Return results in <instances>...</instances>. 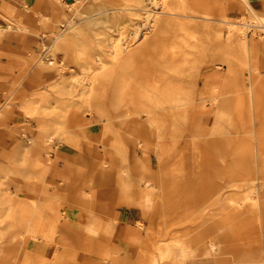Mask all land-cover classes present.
Masks as SVG:
<instances>
[{
    "label": "bare ground",
    "instance_id": "bare-ground-1",
    "mask_svg": "<svg viewBox=\"0 0 264 264\" xmlns=\"http://www.w3.org/2000/svg\"><path fill=\"white\" fill-rule=\"evenodd\" d=\"M16 1L24 8H29V3L25 0ZM224 1L110 0L111 3L103 6L102 11L97 15L104 19H118L120 24L116 28L117 37L107 38L104 45L91 41L87 34H84L85 29L82 26H76V22H70L69 27L61 31L55 40V48L62 51L67 60L59 62L54 67L62 74L57 72L61 75L51 86L52 93L49 90L43 99L48 102L49 96L54 94L56 110L49 112L48 108L44 107L40 111L27 103L22 106L26 115L37 116L35 128L30 130L25 127L23 130V137L27 140L20 144L36 153L33 155L34 158H28L30 154L24 155L22 161L29 160L38 164L47 160L50 163L52 159L44 158L43 151L49 155L52 153L51 150L57 149L61 143L78 147L79 138L71 132L70 119L88 118L94 113L103 118V122L106 123L105 128L110 127L111 121L116 118L136 121L139 116L143 115L147 121L156 125L159 134L163 131V122L168 118L173 121L174 131L179 126L175 124L176 121L186 123L192 116L199 122L197 115L202 110L206 111V107L200 104L197 107L193 102V97L198 77L203 72L211 70L214 60L210 58L217 57L227 64L230 73L236 76L234 68L236 48L240 46L245 54L251 53V44L246 41V35L248 37V33L251 32L250 24L242 23L241 25L247 26L248 29L242 31L237 27L238 23L227 20L222 8ZM242 1L249 7L253 18L260 24L259 26L264 28L263 15L250 7L249 0ZM46 2L48 4L39 16L47 25L58 23L62 16L67 15V9L71 10L69 5L62 4L60 0H46ZM6 5L5 1L2 10L8 15H4V24L0 23V28L4 26L8 29L20 30L19 25L24 24L16 19L14 14L16 12L11 6ZM78 10L79 8H76V11ZM0 15H2L1 10ZM195 19L210 23L206 25V32L211 40L207 44L205 41L199 43L200 57L190 65V74L189 72L184 74L183 68L188 63L187 49L191 44L188 24L190 20ZM241 31L243 41H239ZM193 46L198 48L197 45L191 47ZM51 54L48 68L39 64L33 71V77L51 73L53 68L50 66L56 63L55 57ZM70 56L76 58L73 66H69ZM246 63H248V56L244 64ZM176 68L181 69L180 74L177 73ZM174 73L179 74L177 78L173 76ZM236 77L237 80L241 78V76ZM248 80L252 93L254 86L260 81L256 70L251 69ZM230 81L231 79L224 77L220 71L212 70L204 82L208 85L211 82L225 84ZM214 83L210 84L212 85L210 99L217 104L222 100L220 99L222 95L217 93L219 86ZM19 94L20 91L16 92L17 96ZM13 98L16 100L17 97ZM14 100L6 105V109L11 108ZM227 105L229 103L223 100L221 105L217 106L215 125L210 134L239 133L247 126L244 118L238 121L237 117L229 119L227 124L220 125L222 120H227L225 112ZM49 115L53 116L51 122L48 121ZM1 116H4L2 111H0ZM200 131V125H197L196 133ZM54 135L58 136L57 141ZM199 136L201 135L199 134L192 141L194 159L190 166L185 164L183 154L177 159L169 160L172 149L158 145L156 153L159 167L158 180L145 175L146 163L139 159V167L142 171L138 174L137 184L138 188L143 187L140 190L142 196L137 198V201L133 200L126 179L120 177L117 186L121 193V200L132 201L143 210L145 215H148L157 209L155 192L158 191L161 193V202L171 200L172 204L173 198L184 200L187 197L190 199L192 196L199 197V195H204V197L209 195L210 198L220 195L223 187L220 185L216 187L217 179L227 177L229 186L247 181L253 183V176L256 173L252 169L253 164L250 165V163L252 159L255 161V159L263 158L264 154L258 152L254 154L253 150H248L250 145L245 140L233 146L228 139H225L224 143L228 149L222 152L219 147L218 149L212 148V146H220V140H209L207 144L209 148L206 149L198 141ZM86 138L88 139L87 146L91 149L93 143L88 136ZM112 146L116 147L114 139L104 141V149L107 151H110L107 147ZM120 160L122 165L126 163L125 157H120L118 161ZM224 162H226V168L222 169L221 164ZM103 167L106 165L104 164ZM64 177L67 176L64 175ZM191 182L192 184L189 185ZM82 197L90 202L93 195L91 192L82 193ZM16 209L23 213L29 208L20 203ZM88 229L92 232V228ZM154 236V234H148L144 242V246L152 250V262L165 259L170 252L168 245L160 246L156 240L153 242L151 239ZM213 246L215 245L211 244L212 248ZM156 251L157 254H155ZM194 253L192 248L181 247L177 256L184 260L193 256ZM142 259L145 261L144 254Z\"/></svg>",
    "mask_w": 264,
    "mask_h": 264
},
{
    "label": "rangeland",
    "instance_id": "rangeland-1",
    "mask_svg": "<svg viewBox=\"0 0 264 264\" xmlns=\"http://www.w3.org/2000/svg\"><path fill=\"white\" fill-rule=\"evenodd\" d=\"M62 4H67L70 6L71 10L67 9V15L62 16V19L55 25L50 31L45 29L40 31V35H36L37 41L32 42L31 48L26 52L25 68L21 72L24 80L22 83L26 82L33 77V71L38 67L39 64H43L44 67L48 68V64L51 61L50 54L55 57V65L50 66L53 68L51 73H44L42 75L35 76L36 80L31 81L30 84L26 87L24 94V99L31 102V106L38 108L40 111L42 108L47 107L49 112H53L56 109V96L50 95L49 101L46 102L45 94H48V91L52 93L51 86L56 83V78L60 77L62 74L58 69L54 68L59 62L66 61L67 58L62 51H58L55 48L56 36L63 30L69 27V23L76 22L77 25L82 26L84 34L86 33L88 38L94 43L104 45L107 38L117 37L116 28L120 24L118 19H104L97 15L102 11L103 6L109 5L110 0H60ZM76 8H79L76 11ZM222 8L227 20L238 23L237 27L240 30L247 31V26H242V23H248L249 29L251 30L246 35V41L249 44H258L264 50V28L260 27L258 21L253 18L249 7L246 6L242 0H225L223 2ZM97 17V18H96ZM11 23V22H10ZM63 23V26H61ZM210 24L204 20H190L189 21V31H190V46L187 49L188 54L186 58L188 59L187 65L183 68L184 74L189 72L190 74V65L194 63L200 57L199 43L206 42L209 43L208 33L206 32V25ZM246 25V24H245ZM224 26V25H223ZM20 33L22 34H32L29 33V29L25 25H19ZM239 34V41H243V34ZM15 32L14 29H8L7 27L0 28V39L7 37L9 33ZM38 34V33H36ZM248 38V39H247ZM192 45H197V47H191ZM236 57H235V73L236 76H241L239 80L242 83V87H245V98H241L239 103L234 104L232 107L231 103V81L223 84L224 88H218L217 93L222 95L220 102L214 104L210 99L212 95V85L209 83L205 85V79L213 71H220L224 77H228L230 80L232 74L229 71L227 64L223 63L217 57H211L214 62L211 64V70L208 72H203L201 76L197 79V84L195 86V94L193 97L194 104L204 105L206 111H201V114L211 115V120L194 122V118L191 116L190 120L186 123L182 121H176L175 124L179 125L177 130L174 131L173 121L171 118L166 119L163 122V131L161 134L158 133L156 125L147 121V119L142 115L139 116L136 121H131L128 119H114L110 123V127H106V123L103 122V118L95 114L90 117L70 119V124L73 125V132L79 138V146L76 147L74 151H83V146H87L88 139L86 138L88 130L92 129L94 132V137H92L93 145L96 149V169H90L89 174L94 173V178L96 179L95 183L100 185L102 184L103 176L110 175L112 185H116V182L120 177H124L129 188V192L132 195V198L135 199L136 193L140 196V190L143 187L138 188L139 185L130 182L135 177H138L136 173H140L142 170H134L135 164L139 165V159L143 160L146 163V168L144 173L147 177L157 178V173L159 169L152 170L150 167H147V162H157V149L158 145L168 147L172 149L171 159H177L181 154H186L185 160L193 162L194 153L192 147L193 139L199 134V142L204 148H209L207 146L209 140H220L222 136L223 139L235 138V141L245 140L249 143L248 150H255L254 142V125L252 121H248L252 118L251 114L253 113V107L251 105L250 96H248V87L250 82L248 80L250 76V71L256 70L261 81H263L264 74V56L253 57L250 56L251 53H244L242 48L238 46L236 48ZM246 56H244V55ZM248 54V55H247ZM254 54V52H253ZM248 56V63H245V59ZM209 59V60H210ZM76 60L72 56L69 57V66H73V62ZM177 73L181 72L180 68H176ZM179 70V71H178ZM46 71V70H45ZM47 72V71H46ZM57 72L61 73L58 74ZM69 74V72H66ZM179 74L174 73V77L177 78ZM230 74V75H229ZM20 77V75H19ZM217 85V84H216ZM20 87H23V84H19L17 81L12 90L15 93ZM11 90V91H12ZM219 91V92H218ZM242 92V91H241ZM6 91L1 93L3 97ZM244 97V95H243ZM224 100L228 102L229 105L225 107V112L227 113L226 119L222 120L220 124H227L229 119L233 117H243L247 121V126L240 133H229L224 135L221 132L214 135L210 134L212 128L214 127L215 118H216V108ZM232 107V108H231ZM231 108V110H229ZM193 111V110H192ZM191 111V112H192ZM26 115V114H25ZM229 116V117H228ZM27 122L25 121V126L30 130L35 128L36 125V115H26ZM53 119L52 115L48 116V121L51 122ZM181 124V125H180ZM200 125L201 131L196 133V126ZM209 130V131H208ZM21 131L20 135L24 136ZM53 132V131H52ZM55 141L58 140V136L54 135ZM176 138V139H175ZM114 139L116 141V147L112 146L107 147L108 155L104 157L103 154H100L104 148V141ZM23 142L27 140L23 137ZM141 142V144L139 143ZM145 145L147 147H145ZM213 149H216L217 146H212ZM205 149V150H206ZM228 149L224 146V150ZM219 150L223 151V148L219 146ZM15 156V155H14ZM21 155H16L17 157ZM120 157H125L126 163L122 165ZM170 162V161H169ZM260 162V164L258 163ZM104 164L106 167H103ZM254 166L261 165L260 169H256L255 176H253V183L241 182L229 186L224 180V187L222 192L225 194H230L228 197L230 200L227 202L218 203L216 199L202 201L203 196L195 197L186 200H172L161 202V193L155 192V202H157V209L144 216L138 225L144 231V234H154V240H157L160 246L168 245L170 252L165 259L157 260L152 262L153 253L152 250L148 247L142 245L138 247V255L142 258L144 254L145 262L147 264H168L169 261L172 264H230V261H222L223 259L231 258L226 255V253L235 252V250H228L226 247H241V243L247 242H263V231L260 229V224H258L259 216V201L253 200L256 198L258 193H263L264 190V175H263V165L264 162L262 157L252 159L250 165ZM141 166V165H140ZM23 168V165H21ZM133 167V168H131ZM127 170V172H126ZM262 171V172H261ZM7 169L5 167L0 168V199H3L2 195H7L8 180L6 175ZM16 172H21L16 170ZM259 175H257V173ZM106 175H103V174ZM192 182L189 184L191 185ZM6 201H0V205H6ZM219 204V205H218ZM257 219V220H256ZM249 222H253L249 224ZM211 244H214L213 248ZM235 244V245H231ZM181 247H188L194 250V255L190 256L184 260H181L177 254ZM224 247L225 249H223ZM212 248V249H211ZM244 252L245 250H240ZM254 252L255 250H250ZM248 252V251H246ZM157 254V251L156 253ZM242 262H237L239 264Z\"/></svg>",
    "mask_w": 264,
    "mask_h": 264
},
{
    "label": "crops",
    "instance_id": "crops-1",
    "mask_svg": "<svg viewBox=\"0 0 264 264\" xmlns=\"http://www.w3.org/2000/svg\"><path fill=\"white\" fill-rule=\"evenodd\" d=\"M5 1L6 6H11L16 12L14 13L16 19L28 27L29 33L32 34H22L19 30H15L4 39H0V111L4 114L0 117V168L5 167L6 174L8 173V192L7 195H2L3 199H0L7 202L6 205H0V264H147L139 257L138 247L142 245L143 248L148 234H144L138 222L148 215H145L143 210L132 201L121 200L118 181L116 185H112L109 174H103L106 177L103 176L102 184L95 183L94 171L89 174V170L96 169L97 165L95 156L97 151L94 145L91 149L89 146H83V151L76 152L74 151L76 147L61 143L57 149L51 150L52 153L49 155L42 152L44 158L52 159L50 163L47 160L38 164L29 160L22 161L24 155L30 154L28 158H34L33 155L36 153L29 151L26 146H20L24 143L20 133L25 130V121L27 122L22 106L25 103L31 105L30 100L24 99V94L28 84L36 80L34 77L22 83L25 79L21 75L25 68V54L31 48L32 42L37 41L36 35L39 36L41 30L45 29L48 32L57 23L44 24L39 16L48 4L46 0H25L29 3L28 9L16 0H0L1 24H4V15H8L2 10ZM249 5L264 17V0H249ZM253 55L259 58L264 56V50L256 43L251 44L250 56ZM17 81L23 84V87L16 91H20L18 96L12 90ZM235 81L232 75L231 86H227L232 90L230 103L232 107L239 103L241 98H245V87H242L239 81ZM217 84L219 88H224L223 82ZM248 90L251 105H254H252V118L248 120L254 125L255 150L253 151L254 154L257 152L264 154V74L263 81L260 80L254 86L253 92L251 93V84ZM3 91L6 93L1 97ZM14 96L17 97L16 100ZM13 100L14 104L11 108L6 109V105ZM197 116L199 122L211 120L210 114L200 113ZM237 120L242 121L243 117L239 116ZM196 121L194 118V122ZM70 127L74 134L73 125L70 124ZM242 132L239 131L240 134ZM93 135V130H88L87 136L90 141H93ZM74 136L77 138V135ZM223 138L222 136L219 145L224 150ZM228 140L233 146H237L241 141H235V138ZM100 154L106 157L108 151L103 148ZM14 155L21 156L16 159ZM262 160L264 162V155ZM157 164V162H147V167L156 170L159 169ZM185 164L190 166L192 162L186 160ZM221 165L222 169L226 168V162ZM251 166L254 170L261 168L258 164ZM133 169L138 171L140 167L135 164ZM262 169L264 170V165ZM136 174L138 176L140 173ZM152 179L158 180L153 176ZM225 179L228 180L227 177L217 179L216 187L218 185L224 187ZM137 180L138 177L130 182L135 181L134 183L137 184ZM226 183L228 185L227 181ZM88 192L93 195L90 202L82 197V193ZM130 196L132 197L131 194ZM140 196L136 193V199L133 200L137 201ZM230 196L222 192L213 198L203 195L201 200L204 202L216 199L218 203L234 201L228 199ZM253 200L260 203L258 224L264 237V190ZM20 203L29 209L21 213L16 209ZM251 223L253 222H249ZM88 228H92V232ZM151 240L154 242V237ZM237 245L241 247H226L228 250L236 249V251L226 253L231 258L222 261H230V264L237 262L264 264V240ZM239 249L245 251L241 252ZM168 264L172 263L169 261Z\"/></svg>",
    "mask_w": 264,
    "mask_h": 264
}]
</instances>
